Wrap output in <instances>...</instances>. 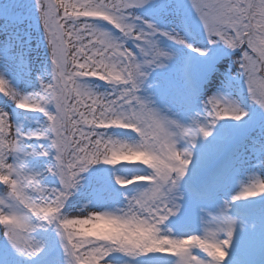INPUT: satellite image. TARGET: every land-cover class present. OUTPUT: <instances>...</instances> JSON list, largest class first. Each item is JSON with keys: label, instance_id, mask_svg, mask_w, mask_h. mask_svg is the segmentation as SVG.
<instances>
[{"label": "snow or ice", "instance_id": "obj_1", "mask_svg": "<svg viewBox=\"0 0 264 264\" xmlns=\"http://www.w3.org/2000/svg\"><path fill=\"white\" fill-rule=\"evenodd\" d=\"M33 6L49 55L47 78L32 91L14 86L5 73L22 75L23 53L11 40L0 48V182L7 186L0 195V264H224L237 225L233 206L264 196V182L253 172L255 182L220 202L233 161L200 179L209 157L194 163L192 147L212 135L217 121L241 122L242 136L257 121L245 120L249 112L225 93L202 101V118L190 109L218 60L238 53L229 76L264 117V0ZM162 39L188 49L190 61L202 60L195 76L190 63L179 69L183 111L163 109L142 93L150 72L173 59ZM29 114L42 117L36 127H25ZM259 126L264 137V119ZM119 161L140 168L130 178L113 174L121 188L134 185L121 193L123 206L76 207L82 174ZM182 182L191 201L209 205L198 216L181 212ZM173 217L175 231L168 227Z\"/></svg>", "mask_w": 264, "mask_h": 264}, {"label": "rangeland", "instance_id": "obj_2", "mask_svg": "<svg viewBox=\"0 0 264 264\" xmlns=\"http://www.w3.org/2000/svg\"><path fill=\"white\" fill-rule=\"evenodd\" d=\"M139 14L143 15L142 12ZM169 19L171 23H175L174 18L170 17ZM0 35L5 37L4 45L8 43L7 40L12 39L15 43L16 50L22 51L23 53V67L21 69L22 75L15 71L6 72L5 74L7 75L8 79L11 82L13 81L16 87L21 89L22 87H25V90L27 91L34 90V88L38 87L39 80L47 78V72L49 69V55L46 42L43 38V30L38 23V14L33 6V0H0ZM161 41H163L161 45L163 44V46L172 52L182 51V55V53L188 50L172 43L171 41L164 39ZM2 44L3 43H0L1 46ZM235 55H238V53L222 57L220 60H218L214 71H212L200 84V98L199 100L193 102L190 109L191 114L200 113L202 118V101L213 94L225 93L226 95H231V97L235 99L234 95L241 93L238 83L229 76V70L232 68V60L235 58ZM173 62L174 55L172 61L169 62L165 68L152 70L145 86L142 88V93L151 98L157 106L163 109L171 108L173 111H183L179 100L184 90V81L180 75L181 73L179 72L180 68H178L176 73L168 71L169 68H172ZM200 63H202V60L192 61L191 67L194 76L199 71ZM213 75L215 76L212 77ZM95 86L101 91H103L105 88L103 82L100 81H96ZM242 105L243 108L249 112V116L245 117V120L255 118L257 121V126L250 129L246 136H242L239 132L241 122L227 120L217 121L212 130L223 132V134L227 136V140H225L226 142L222 144L219 142L217 137H208L207 139L199 138L197 139L199 149L197 148L198 153L195 154V156L197 158L198 156H202L207 153L211 158L212 164L216 165L217 167L219 164L228 161V159L232 157L234 159L232 166L235 164L237 165L236 162L242 163L244 160L245 163L240 164V166H243V168L241 170V174H238L239 178L242 179L243 171L254 169L256 177L264 182V168H261L259 165V157L264 154V137L261 136V129L259 125L264 117H262V114L257 107L248 103L246 95H244ZM29 115L32 117V122L30 121V126L25 125V127H36L42 120L40 114ZM253 141L256 143L254 144ZM218 152L223 154H218ZM247 154H253L255 156L254 164H252L253 162H249L251 161L249 158H246ZM223 155L224 157H222ZM217 156H219V158ZM42 163L43 160L41 159L39 164ZM121 163L128 162L119 161L114 168L112 166L110 167L103 164L95 165L89 169L88 172L82 174L81 186L74 196L76 207H79L83 204H90L94 200H98L101 197H107L109 200V205H106L105 208L122 207L124 197L121 195V193H126L128 187L121 188L120 185L116 184L113 174L130 178L133 176V174L138 173L139 170H135V166L131 164L120 165ZM133 163L138 162L133 161ZM39 164L36 166H39ZM46 179L49 183H51V177H47ZM83 187L91 189L93 194L87 196L83 191ZM6 188L7 186L0 182V192L2 195L5 193ZM238 190L235 193H238ZM115 193H117L118 196ZM235 193H232L228 196L224 194L225 197H223V194L219 192L217 199L222 202L225 199H229L231 195ZM255 200L256 202H254ZM242 202L244 206H246L247 216L240 221H249V223L246 225L243 223H237L234 238L230 245L231 250L233 251L238 249V251H240V248L244 243H249L255 247H261L263 250L264 244L258 240V237L264 238V196L250 198L249 200ZM204 207L208 208L209 205L205 204ZM101 209H104V207ZM186 209L181 208V212L185 211ZM190 210L194 215H199L195 212L196 209ZM170 219L175 220V218ZM2 227L3 226L0 225V229H2ZM168 227H170L169 224ZM242 232H246L249 234V236L246 238V240L244 239L240 245H238L234 241L239 239V236ZM40 235L45 234L41 233ZM47 239L48 243L51 245L53 242V234H47ZM232 257L233 255L228 252L225 260L228 261L229 258L232 259ZM36 259L33 261V263L36 262ZM37 264H41V259Z\"/></svg>", "mask_w": 264, "mask_h": 264}, {"label": "bare ground", "instance_id": "obj_3", "mask_svg": "<svg viewBox=\"0 0 264 264\" xmlns=\"http://www.w3.org/2000/svg\"><path fill=\"white\" fill-rule=\"evenodd\" d=\"M0 38H1L0 39V43H3L2 46L0 45V48H2L4 46V43H5V37L3 35H0ZM10 40L14 43V41L12 39H10ZM10 40H7V42H9ZM162 42L163 41H161V43ZM14 45H15V43H14ZM162 46H163V44H162ZM163 47H165V46H163ZM181 52L182 51L173 52V54H174V62L172 63V68L171 69L169 68V70H168L169 72L176 73V71L180 67V65H181V61L180 60L182 58ZM214 76L215 75H213L212 77H214ZM12 84L14 85L13 81H12ZM22 90H24V89H22ZM25 125L30 126V122L25 123ZM212 135L218 136L221 141L225 140V138L222 135V133H219V132H216V131H214V132L212 131ZM180 147H184L183 144H181ZM218 154H220V152H218ZM248 155L249 154H247L246 158H249L251 160L249 162H251V163L253 162L252 164H254L255 156L253 154L252 155L250 154L251 156L250 155L248 156ZM207 156L209 157V159L207 160V167L201 169V173H200L201 177H200V179H209L211 171L214 169V167H216V166L213 167L210 156L208 154H207ZM217 157L219 158V156H217ZM228 160H232L233 161L234 159L232 157V158H229ZM195 161H196V158L194 159V163H195ZM124 162H126V161H124ZM236 163H237V165L234 163L235 165H233L228 170L229 177H230L229 182H228L226 188L223 191L220 192V193L223 194V197H225L224 194H226L228 196V195H230L232 193H235L238 189H239L238 191L242 190V188L244 186L248 185L249 183L255 182L252 179V174H251L253 172L255 173V170L253 169V170L243 171L242 172L243 175H242V179H241V178H239L238 174H241V170H242L243 166H240V164H244L245 162L243 160L242 163H240V162H236ZM222 164H219V166L222 165ZM133 166H135L134 167L135 170H138L139 166H137V165H133ZM139 170H140V168H139ZM246 181H247V183H245ZM114 187H115V185H114ZM132 187H134V185ZM132 187H129V185H128V189H130ZM83 191H84V193L87 196L93 194V191L91 189H89V188H84L83 187ZM180 192H181V196H183L187 201H189L190 204H193L194 207H199V208L203 207V202H193V201H191L189 199V196L187 194H185L182 190H180ZM115 194H117V193H115ZM0 195H2L1 192H0ZM117 196H118V194H117ZM254 202H256V200ZM180 203H181V201H180ZM238 203H239L240 206L243 205V203L241 201H239ZM106 205H109V200H108L107 197H101L100 199L94 200L90 204H87L88 208L96 207V208H100V209L102 207L105 208ZM181 205H183V203H181ZM232 215H234V214H232ZM237 223H243V221H241V222L237 221ZM0 230H2V229H0ZM248 236H249V234H247L246 232H242L240 234V236H239V239L235 240L234 242H236L238 245H240L244 241V239L246 240V238ZM258 240L263 242V244H264V238L258 237ZM261 246H263V245H261ZM229 248H230V246H229ZM231 253H232L233 257H232V259L229 258L228 264H230V263H232V264H248V263L262 264V263H264V249L262 250L261 247H255L254 245L252 246L249 243H244L243 246H241L240 251H238V249H235L233 251L231 250ZM252 256H254V257H252ZM39 260H40V258H37L36 259V263Z\"/></svg>", "mask_w": 264, "mask_h": 264}]
</instances>
